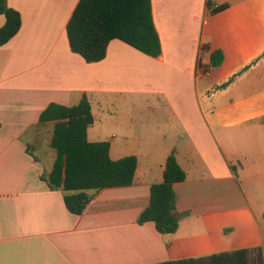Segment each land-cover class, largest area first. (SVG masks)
I'll list each match as a JSON object with an SVG mask.
<instances>
[{
    "label": "crops",
    "instance_id": "0c3cea01",
    "mask_svg": "<svg viewBox=\"0 0 264 264\" xmlns=\"http://www.w3.org/2000/svg\"><path fill=\"white\" fill-rule=\"evenodd\" d=\"M78 1L7 0L21 27L0 47V264H155L264 247V0H150L160 54L113 39L96 62L68 44ZM84 95L88 140L109 130L110 158L138 165L132 184L102 188L76 215L41 179L54 151L53 122L39 116ZM172 149L186 173L175 212L186 213L161 234L137 217Z\"/></svg>",
    "mask_w": 264,
    "mask_h": 264
},
{
    "label": "trees",
    "instance_id": "16d2710c",
    "mask_svg": "<svg viewBox=\"0 0 264 264\" xmlns=\"http://www.w3.org/2000/svg\"><path fill=\"white\" fill-rule=\"evenodd\" d=\"M206 5L211 7V0H207ZM224 7L219 5L213 10ZM0 14L4 16L0 27L1 47L19 31L21 15L8 6L7 0H0ZM66 34L70 50L86 62L103 59L113 39L152 57L161 52L150 0H79L66 25ZM210 61L214 67L219 65L221 52L212 54ZM48 121L53 122L49 146L54 157L41 179L50 189L62 192L64 204L71 213L81 214L102 188L134 182L138 165L135 155L113 160L109 156V141L88 140L87 129L94 117L86 95L71 106L49 103L40 113L39 124ZM185 178L186 173L172 149L165 160L162 181L150 186L149 203L139 213L137 223L151 221L161 234L175 232L180 215L186 212L171 213L172 209L176 211L174 183ZM155 264H264V247L237 248Z\"/></svg>",
    "mask_w": 264,
    "mask_h": 264
},
{
    "label": "rangeland",
    "instance_id": "374dc122",
    "mask_svg": "<svg viewBox=\"0 0 264 264\" xmlns=\"http://www.w3.org/2000/svg\"><path fill=\"white\" fill-rule=\"evenodd\" d=\"M198 119H199V117H198ZM105 132H106V131H105ZM110 134H112V132L109 131V130H107L106 133L102 134V135L104 136L103 139H104V140H107V137H109ZM103 136H102V137H103ZM90 137H92V136H90ZM43 143H44V141L42 142V147H44V144H43ZM42 155H43V154H42ZM43 157H44V156H43ZM43 159H46V158L44 157ZM47 161H48V159H47ZM235 169H236V168H235Z\"/></svg>",
    "mask_w": 264,
    "mask_h": 264
},
{
    "label": "built area",
    "instance_id": "2783aa9c",
    "mask_svg": "<svg viewBox=\"0 0 264 264\" xmlns=\"http://www.w3.org/2000/svg\"><path fill=\"white\" fill-rule=\"evenodd\" d=\"M210 71H211V68H210V67H208L207 69H205V70H204V72H203V73H204V74H209V73H210Z\"/></svg>",
    "mask_w": 264,
    "mask_h": 264
},
{
    "label": "water",
    "instance_id": "95a60500",
    "mask_svg": "<svg viewBox=\"0 0 264 264\" xmlns=\"http://www.w3.org/2000/svg\"><path fill=\"white\" fill-rule=\"evenodd\" d=\"M171 213H175V210H174V209H172V210H171Z\"/></svg>",
    "mask_w": 264,
    "mask_h": 264
}]
</instances>
